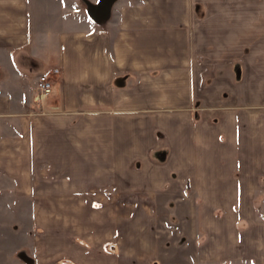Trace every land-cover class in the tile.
Instances as JSON below:
<instances>
[{
	"label": "crops",
	"instance_id": "0c3cea01",
	"mask_svg": "<svg viewBox=\"0 0 264 264\" xmlns=\"http://www.w3.org/2000/svg\"><path fill=\"white\" fill-rule=\"evenodd\" d=\"M0 204L17 264H264V0H0Z\"/></svg>",
	"mask_w": 264,
	"mask_h": 264
},
{
	"label": "rangeland",
	"instance_id": "374dc122",
	"mask_svg": "<svg viewBox=\"0 0 264 264\" xmlns=\"http://www.w3.org/2000/svg\"><path fill=\"white\" fill-rule=\"evenodd\" d=\"M23 210L24 208L0 204V264H17L19 259L17 247L29 243L28 235H30L31 228L28 216L23 213ZM260 210V207L257 208V211ZM160 233L163 231L160 230ZM187 251H189L188 248ZM171 258L174 259V255ZM183 258L189 262L190 256L186 254ZM236 264H254L253 256L247 255L244 262Z\"/></svg>",
	"mask_w": 264,
	"mask_h": 264
},
{
	"label": "built area",
	"instance_id": "2783aa9c",
	"mask_svg": "<svg viewBox=\"0 0 264 264\" xmlns=\"http://www.w3.org/2000/svg\"><path fill=\"white\" fill-rule=\"evenodd\" d=\"M57 68L51 70V74H58ZM35 89L40 95L49 94L53 89V82L48 73H41L37 76L35 81Z\"/></svg>",
	"mask_w": 264,
	"mask_h": 264
}]
</instances>
